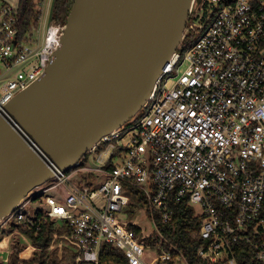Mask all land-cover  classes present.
<instances>
[{
    "label": "built area",
    "instance_id": "1",
    "mask_svg": "<svg viewBox=\"0 0 264 264\" xmlns=\"http://www.w3.org/2000/svg\"><path fill=\"white\" fill-rule=\"evenodd\" d=\"M18 14V7L0 0V111L53 57L46 36L43 42L34 37L37 25L21 31ZM192 24V36L140 114L86 155L106 147L96 166L108 175L102 187L80 188L73 171L57 175L7 224L16 218L26 230L39 231L38 214L31 219L24 211L34 197L62 186L66 206L46 198L50 210L41 214L69 224L71 234L62 237L78 263L100 264L102 246L111 244L129 264H148L147 250L157 252V264H189L157 224L170 223L174 204L186 199L200 207L196 214L203 219L199 260L241 264L240 255L245 264H264V0H206ZM126 186L145 197L154 232L120 219L131 204Z\"/></svg>",
    "mask_w": 264,
    "mask_h": 264
},
{
    "label": "water",
    "instance_id": "2",
    "mask_svg": "<svg viewBox=\"0 0 264 264\" xmlns=\"http://www.w3.org/2000/svg\"><path fill=\"white\" fill-rule=\"evenodd\" d=\"M55 2L51 61L0 111V224L134 121L206 0H74L66 20Z\"/></svg>",
    "mask_w": 264,
    "mask_h": 264
},
{
    "label": "trees",
    "instance_id": "3",
    "mask_svg": "<svg viewBox=\"0 0 264 264\" xmlns=\"http://www.w3.org/2000/svg\"><path fill=\"white\" fill-rule=\"evenodd\" d=\"M41 0H21L19 5V26L21 31L25 32L32 25H37L40 20L41 12L38 4ZM74 0H56L54 6L55 20H66L69 16ZM197 20V19H196ZM106 147H102L97 153H102ZM107 169H111L108 165ZM125 193L131 198L130 206L125 210L128 218H131L138 211H147V202L142 193L134 188L126 186ZM264 217V211L262 214ZM158 220V217L156 216ZM40 230H26L22 224L13 225L12 230L22 232L36 248L34 257L30 261L20 259V254L25 250L26 245L15 241L11 243V252L6 264H80L77 262V253L62 236H69L71 228L68 223L61 222V227L56 221L44 218L40 215ZM202 217L196 214V211L184 200L174 204V216L170 223L162 224L157 221L161 235L170 245L177 247L184 255L189 264H206L197 257L199 248L203 245L199 237ZM46 245L40 247L43 241ZM55 245L54 249L50 248ZM31 250L23 253L22 257L28 259ZM239 262L245 264L239 255ZM0 264H5L0 260ZM84 264V263H81ZM100 264H129L124 253L111 244H104L100 254Z\"/></svg>",
    "mask_w": 264,
    "mask_h": 264
},
{
    "label": "rangeland",
    "instance_id": "4",
    "mask_svg": "<svg viewBox=\"0 0 264 264\" xmlns=\"http://www.w3.org/2000/svg\"><path fill=\"white\" fill-rule=\"evenodd\" d=\"M53 5V0H41L38 4V8L40 11H42L41 19L37 24V27L33 31V35L35 38L40 37V42H43L45 40L47 27L50 23L51 19V9ZM128 138V137H127ZM126 140V138H125ZM92 157V158H91ZM100 157L99 153L97 154H90L87 156L81 165V169H75L71 173V179L76 181L80 188H84L85 186L92 187L93 189H100L102 185L108 180V175L100 171L96 168L97 166V160ZM55 181H51L48 184H45L44 186L38 188L35 190L36 193H41L44 190H47L48 186L54 183ZM43 199L42 200H34L30 203V206L26 208L24 211L25 214L31 219L35 217V214L37 211L40 212H48L50 208L45 203L46 198H52L57 203H60L64 206H66V190L64 187H59L55 190L51 191H45V193L42 194ZM194 210L197 213H200V207L198 205L193 206ZM83 210L82 208L80 209ZM126 215V214H125ZM128 218V216L126 215ZM123 214L120 215V219L122 220H132V222L138 223L142 229L146 232V234H150L154 232L153 225L149 219L146 217L145 211H138L133 217L126 218ZM13 221L15 224L18 223L16 218H13ZM58 226L61 227L62 223L58 221L56 223ZM11 226L10 224H7L6 221H4L0 225V239L5 235V232H8V227ZM46 245V244H45ZM41 247V246H40ZM55 245H53L50 250L54 249ZM43 248V247H42ZM6 241L0 244V252L6 251ZM36 249V248H35ZM157 252L152 250H147L145 253V260L148 264H157V258H156ZM0 257L3 259V262L6 264L9 260V255L7 253H4L0 255ZM33 259V258H32ZM31 259V260H32Z\"/></svg>",
    "mask_w": 264,
    "mask_h": 264
},
{
    "label": "crops",
    "instance_id": "5",
    "mask_svg": "<svg viewBox=\"0 0 264 264\" xmlns=\"http://www.w3.org/2000/svg\"><path fill=\"white\" fill-rule=\"evenodd\" d=\"M3 1L14 6V7L19 8L21 0H3ZM36 200H42V199L40 197H38ZM32 201H34V200H32ZM41 213L42 212L37 211L35 216H37V214H38V218H39V216L42 215ZM54 221L58 222L59 220H54ZM60 222H62V221H60ZM17 224H19V223H17ZM17 224H15V223L11 224V226L8 227V232H5V235L0 239V244H2L3 242L6 241V248H7L6 251L0 252V255H2L4 253H7L8 255H10L11 243L15 242V241H19L20 243L26 245L25 250H23L20 254V259L24 260V261H30L34 257V252L36 249L33 246L32 242L22 232H20L17 229L12 230L13 225H17ZM28 250H31L30 257L28 259H25L22 257V255H23V253H25ZM0 260L3 261V259L1 257H0Z\"/></svg>",
    "mask_w": 264,
    "mask_h": 264
}]
</instances>
